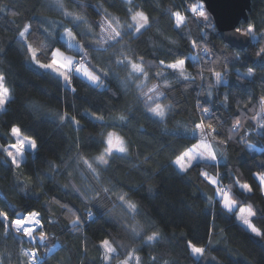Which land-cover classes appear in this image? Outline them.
Instances as JSON below:
<instances>
[{"label":"clouds","instance_id":"9594fccd","mask_svg":"<svg viewBox=\"0 0 264 264\" xmlns=\"http://www.w3.org/2000/svg\"><path fill=\"white\" fill-rule=\"evenodd\" d=\"M222 4L238 21L231 27L215 0H0V211L21 201L39 209L46 239L63 242L51 264H264V189L254 174L264 164L244 148L261 140L264 118V0ZM54 53L71 60L67 69L42 66ZM181 60L182 70L171 67ZM109 133L125 151H108ZM26 138L36 147L29 141L21 156L17 144L14 166L7 153ZM202 141L215 156L180 171L176 155ZM201 171L254 210L255 232ZM199 177L198 202L180 200L189 215H172L164 192ZM212 216L221 223L207 234ZM193 232L205 249L196 262L181 243ZM30 245L0 227V264H28Z\"/></svg>","mask_w":264,"mask_h":264},{"label":"snow or ice","instance_id":"6c2138e0","mask_svg":"<svg viewBox=\"0 0 264 264\" xmlns=\"http://www.w3.org/2000/svg\"><path fill=\"white\" fill-rule=\"evenodd\" d=\"M197 5L194 3L192 5V10L195 12L197 10ZM200 15H203L201 12ZM145 18L142 13H136L133 16V20H135L138 24L143 21ZM251 28V26H249ZM240 31V29H237ZM30 51H32L30 49ZM33 58L36 57V52L32 51ZM39 63V61H37ZM71 64V60L63 57L60 53H54L53 58L48 62L47 65H42L44 67L55 69L56 71H61L63 69H67L68 66ZM184 65V61H178L177 63L171 65L173 68H179L182 70ZM85 75L89 76L92 79L95 77L86 69L84 70ZM161 109L160 105L156 106V111ZM207 111V109H205ZM163 114L161 110V115ZM257 125L256 127V134H258L261 138L260 141H255L256 143H264V118L257 117ZM201 124H198L197 127H201ZM241 121L239 119L234 120L233 128H239ZM207 127L212 128L211 124L207 125ZM12 134L15 136H20L21 133L18 129L13 128ZM250 142L244 145L245 150L253 149L255 144L251 141V137H249ZM36 147L35 141L31 140V138L26 139H18L16 143H14L9 152L7 153L8 157L11 160V163L16 166L18 164V160L16 158V154L14 153V149L19 145L21 149L20 155H23V150L29 146ZM107 144H108V151H112L117 149L121 152L125 151L124 142L122 138L117 135L116 133H109L107 137ZM194 148L197 150L195 152L184 149L175 157V164L177 165L178 169L182 172H187L191 169L192 162L197 157L204 158V157H214L215 156V149L207 142H201L198 146L194 145ZM99 159H103V157H99ZM260 162L264 164V158H261ZM257 177L259 182V187L264 189V172L257 171L254 173ZM200 175L204 177V179L208 182L209 185L212 186V190L216 196L220 197V200L223 202L225 208L232 209L235 208L236 211L234 212V216H236L240 222L245 226L248 227L251 231L255 232L256 227L254 220V210L251 207H248L244 204H240L237 202L236 199L233 197V193L230 192L227 188L223 187V181H221L215 174L208 175L207 172L201 171ZM30 179V178H29ZM243 188L254 190L253 186L249 183H244ZM130 208H135V205L129 202ZM41 213L35 209H26L23 212L17 208L15 211H0V227H4L5 224L10 228V230L15 231L18 235H21L23 238H27L30 242V248L24 254L28 256V264H39L38 256L41 255L40 248L43 245L44 251L48 252L51 249L48 247L49 243H51L50 237H48V232L46 230V222L41 219ZM42 229H44L42 231ZM37 232L40 233L37 236ZM215 232V229L212 230V233ZM155 236V233L153 234ZM207 238V237H206ZM58 240V238L56 237ZM101 244L104 246L105 251L112 252L114 249L110 246V241L104 239L101 241ZM186 247L191 250L193 256L200 258L203 256L205 249L200 245L198 241L188 240L185 243ZM54 246V244H53ZM131 259V256L129 257ZM153 259H155L153 257ZM137 262L139 261V257H136Z\"/></svg>","mask_w":264,"mask_h":264},{"label":"trees","instance_id":"16d2710c","mask_svg":"<svg viewBox=\"0 0 264 264\" xmlns=\"http://www.w3.org/2000/svg\"><path fill=\"white\" fill-rule=\"evenodd\" d=\"M252 142L255 144V147L253 149L247 150L249 152V154L255 155V156L260 157V158H264V143H256L255 141H252ZM201 180H203V177H199L195 181L194 186H191V187L185 186V185H178V187L181 189V191L179 193H177L174 188L170 191L164 192V197L166 198V200L169 201L173 205L174 211H173V209H169V212L172 215H174V216H180L181 214L189 215L187 213V210L184 208V205L180 203V200L182 199L189 204H192L194 201L198 202L199 193L196 191V188L199 186V183ZM225 182H227V181H225ZM204 183L206 185H208L209 188L212 189V186L209 185L206 180L204 181ZM5 195H10V194L5 193ZM217 198H219V197H217ZM4 203L5 202L2 198V196H0V205H3ZM20 203L22 205V207L19 208V210L21 212H23L26 209L39 210L37 207L32 205L30 202L21 201ZM215 223H221V221L216 220V218L214 216L210 217L208 224H207V227H206V230H205L207 234H211L213 229H215V231H216V228L214 226ZM169 231L175 232L177 234H179L181 232H183V233L188 232V230L185 229L183 227V225H181L179 228H177L176 225H170ZM201 238L202 237L200 234L193 232L191 234H188L187 240H184L183 238H181V243L182 244L186 243V241H188V240H193L195 242ZM25 239H27V238H25ZM50 240H51V243H49V245H48L49 248L52 247L53 244L56 245L57 243L59 244V246L55 250H53L50 253V255H48L47 252H46V255H43L45 251H44V247L41 246L40 253H41V256L43 257V261L39 264H51L52 258L55 257L61 251L62 244H63L62 240H60V239L57 240L55 235H52L50 237ZM197 259L198 258L195 256L192 257L193 262H196Z\"/></svg>","mask_w":264,"mask_h":264},{"label":"water","instance_id":"95a60500","mask_svg":"<svg viewBox=\"0 0 264 264\" xmlns=\"http://www.w3.org/2000/svg\"><path fill=\"white\" fill-rule=\"evenodd\" d=\"M215 2H216L217 8L220 9L221 11V20H222L223 27H231L234 23L238 22L233 17H230L224 13L222 0H215ZM43 255H46V252H44Z\"/></svg>","mask_w":264,"mask_h":264},{"label":"built area","instance_id":"2783aa9c","mask_svg":"<svg viewBox=\"0 0 264 264\" xmlns=\"http://www.w3.org/2000/svg\"><path fill=\"white\" fill-rule=\"evenodd\" d=\"M38 260H39V263H41L43 261L42 257L40 255L38 256Z\"/></svg>","mask_w":264,"mask_h":264}]
</instances>
